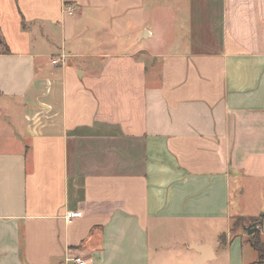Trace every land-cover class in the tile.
Listing matches in <instances>:
<instances>
[{
	"label": "crops",
	"instance_id": "obj_1",
	"mask_svg": "<svg viewBox=\"0 0 264 264\" xmlns=\"http://www.w3.org/2000/svg\"><path fill=\"white\" fill-rule=\"evenodd\" d=\"M0 38V264H243L264 0H0Z\"/></svg>",
	"mask_w": 264,
	"mask_h": 264
},
{
	"label": "rangeland",
	"instance_id": "obj_2",
	"mask_svg": "<svg viewBox=\"0 0 264 264\" xmlns=\"http://www.w3.org/2000/svg\"><path fill=\"white\" fill-rule=\"evenodd\" d=\"M186 25H188V24H186ZM248 190H250V189H248ZM255 193H249L247 191V193L244 195L243 201L248 203V205L246 206V209L243 213L256 214L259 217V216H261L262 213H264V185L259 184L258 190H256ZM232 207L236 211H238L237 199L234 197L232 200ZM250 224L251 223L244 222V228H241L242 226H238V229L242 230V234L245 238L244 239L245 240L244 241V249H243V254H244L243 264H259V258H258L257 252L250 245L249 241L247 240L248 236H250L251 234L249 235L245 228L249 227Z\"/></svg>",
	"mask_w": 264,
	"mask_h": 264
},
{
	"label": "trees",
	"instance_id": "obj_3",
	"mask_svg": "<svg viewBox=\"0 0 264 264\" xmlns=\"http://www.w3.org/2000/svg\"><path fill=\"white\" fill-rule=\"evenodd\" d=\"M0 43H2L1 38ZM260 219V217L238 216L233 221V227L243 225L245 221H247L248 223H255L257 225L258 223H260ZM248 241L250 242L251 246L257 251L261 263L264 264V242L261 240L258 229L253 234L248 236Z\"/></svg>",
	"mask_w": 264,
	"mask_h": 264
},
{
	"label": "built area",
	"instance_id": "obj_4",
	"mask_svg": "<svg viewBox=\"0 0 264 264\" xmlns=\"http://www.w3.org/2000/svg\"><path fill=\"white\" fill-rule=\"evenodd\" d=\"M65 12L69 15L74 14L75 6L74 5L65 6ZM52 62L56 64V63H59V60L56 59V60H53ZM81 215H82L81 212H71L70 211V212H67L66 219L70 220L74 217H79ZM66 260L72 262L73 264H85V261L79 255H74L72 257H68Z\"/></svg>",
	"mask_w": 264,
	"mask_h": 264
},
{
	"label": "water",
	"instance_id": "obj_5",
	"mask_svg": "<svg viewBox=\"0 0 264 264\" xmlns=\"http://www.w3.org/2000/svg\"><path fill=\"white\" fill-rule=\"evenodd\" d=\"M245 229L247 233L250 235L256 231L257 225L255 223H252L249 227H246Z\"/></svg>",
	"mask_w": 264,
	"mask_h": 264
}]
</instances>
